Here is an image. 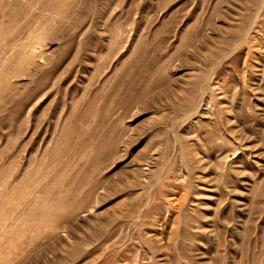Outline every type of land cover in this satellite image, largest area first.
Masks as SVG:
<instances>
[{
  "label": "rangeland",
  "instance_id": "374dc122",
  "mask_svg": "<svg viewBox=\"0 0 264 264\" xmlns=\"http://www.w3.org/2000/svg\"><path fill=\"white\" fill-rule=\"evenodd\" d=\"M0 264H264V0H0Z\"/></svg>",
  "mask_w": 264,
  "mask_h": 264
}]
</instances>
